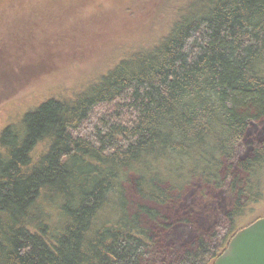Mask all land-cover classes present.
Masks as SVG:
<instances>
[{"label": "trees", "instance_id": "obj_1", "mask_svg": "<svg viewBox=\"0 0 264 264\" xmlns=\"http://www.w3.org/2000/svg\"><path fill=\"white\" fill-rule=\"evenodd\" d=\"M177 21L0 131V264H214L257 211L264 0ZM197 182L212 190L192 203Z\"/></svg>", "mask_w": 264, "mask_h": 264}, {"label": "rangeland", "instance_id": "obj_2", "mask_svg": "<svg viewBox=\"0 0 264 264\" xmlns=\"http://www.w3.org/2000/svg\"><path fill=\"white\" fill-rule=\"evenodd\" d=\"M203 1L0 0V131L40 98L74 95L122 55L148 51L175 21L198 15ZM46 8L51 11L42 15ZM31 18L32 29H26ZM246 149L241 143L237 156ZM211 190L197 182L183 195L196 203ZM256 208L238 227L264 216V198ZM224 221L219 216L218 223Z\"/></svg>", "mask_w": 264, "mask_h": 264}, {"label": "water", "instance_id": "obj_3", "mask_svg": "<svg viewBox=\"0 0 264 264\" xmlns=\"http://www.w3.org/2000/svg\"><path fill=\"white\" fill-rule=\"evenodd\" d=\"M214 264H264V217L237 231Z\"/></svg>", "mask_w": 264, "mask_h": 264}]
</instances>
